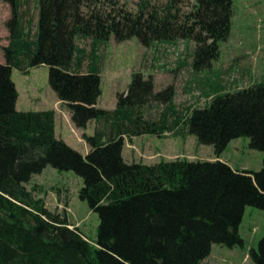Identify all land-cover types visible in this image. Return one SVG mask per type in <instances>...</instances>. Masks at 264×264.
<instances>
[{
	"label": "trees",
	"instance_id": "16d2710c",
	"mask_svg": "<svg viewBox=\"0 0 264 264\" xmlns=\"http://www.w3.org/2000/svg\"><path fill=\"white\" fill-rule=\"evenodd\" d=\"M11 5L9 44L0 61V264H202L215 243L243 246L240 234L246 207L264 210V163L260 170L236 169L220 159L176 158L157 163L128 162L125 138L154 134L213 145L219 158L236 138L264 152V80L236 91L218 92L211 103L184 114L175 106V86L155 90L151 77L132 74L114 109L98 106L102 78L96 62L81 73L78 38L95 45L114 35L119 42L137 37L145 46L188 39L195 43L193 67L209 68L229 38L234 0H183L137 9L118 0H40L34 29ZM106 1L112 6L104 10ZM49 66V84L71 112L78 128L97 122L83 154L56 135V112L17 109L19 91L13 69ZM164 111L147 116L149 105ZM52 165L83 179L80 198L100 218L91 242L68 216L50 210L33 176ZM264 264V237L250 253Z\"/></svg>",
	"mask_w": 264,
	"mask_h": 264
},
{
	"label": "rangeland",
	"instance_id": "374dc122",
	"mask_svg": "<svg viewBox=\"0 0 264 264\" xmlns=\"http://www.w3.org/2000/svg\"><path fill=\"white\" fill-rule=\"evenodd\" d=\"M39 1L19 2L21 17L26 25L32 24L34 29L39 20ZM144 1L147 0H118V7L134 12L138 4ZM148 1L161 6L167 0ZM194 4V0H183L180 7L185 12L191 10ZM111 6V2L106 1L103 8L109 10ZM11 10L8 1L0 0V61L5 59L3 46L9 44L7 21L11 17ZM77 45L81 50L77 56L83 61L82 69L87 70L92 61L99 67L102 94L98 106L115 108L118 93L127 90L133 73L141 71L153 79L155 90L173 84L176 90L175 106L187 115L194 108L209 105L218 92L236 91L264 80V0H234L230 36L220 43V57L203 70L193 67L195 43L188 39L157 41L145 46L137 37L119 42L112 35L98 45L93 43L92 38L81 37ZM12 78L19 91L17 109L55 110L57 137L87 154L90 146L84 139V133L93 135L97 122L92 120L82 131L74 125L68 107L60 102L49 84V66L30 67L28 73L14 68ZM163 109L158 104L149 105L146 117H156ZM125 142L123 156L128 162L153 164L176 158H218L213 145L200 144L195 136L182 139L171 134L165 138L144 134L132 139L125 138ZM219 158L236 169L260 170L264 163V152L252 148L249 137H240L233 139ZM83 184V179L74 171H61L48 165L42 173L33 176L28 187H36L37 196L44 199L50 210L65 213L70 223L78 226L94 242L100 218L91 210L88 202L80 198ZM239 230L244 239L243 246L229 247L215 243L211 254L202 264H257L250 253L264 237V210L247 206Z\"/></svg>",
	"mask_w": 264,
	"mask_h": 264
},
{
	"label": "crops",
	"instance_id": "0c3cea01",
	"mask_svg": "<svg viewBox=\"0 0 264 264\" xmlns=\"http://www.w3.org/2000/svg\"><path fill=\"white\" fill-rule=\"evenodd\" d=\"M1 62H4V61H1ZM89 70V68L87 69V70H83L82 68L80 69V72L81 73H85V72H87ZM13 74V73H12ZM19 99V98H18ZM61 102V101H60ZM112 109H114V108H112ZM55 121H56V135H57V130H58V124H57V120L55 119ZM79 130L80 131H82V130H84V129H80L79 128ZM189 136H191V137H193L192 135H189ZM84 144H85V146H87V143H86V141L84 140V142H83ZM85 152H87V148H86V151ZM86 154V153H85ZM224 161V160H223Z\"/></svg>",
	"mask_w": 264,
	"mask_h": 264
}]
</instances>
